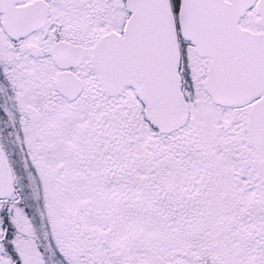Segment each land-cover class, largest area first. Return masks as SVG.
<instances>
[{
    "label": "snow or ice",
    "instance_id": "6c2138e0",
    "mask_svg": "<svg viewBox=\"0 0 264 264\" xmlns=\"http://www.w3.org/2000/svg\"><path fill=\"white\" fill-rule=\"evenodd\" d=\"M0 264H264V0H0Z\"/></svg>",
    "mask_w": 264,
    "mask_h": 264
}]
</instances>
